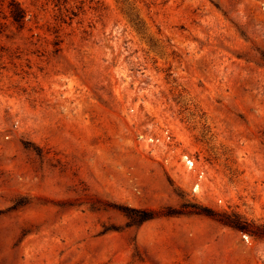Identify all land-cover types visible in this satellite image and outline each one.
Here are the masks:
<instances>
[{
  "label": "rangeland",
  "instance_id": "1",
  "mask_svg": "<svg viewBox=\"0 0 264 264\" xmlns=\"http://www.w3.org/2000/svg\"><path fill=\"white\" fill-rule=\"evenodd\" d=\"M1 1L0 264H264V0Z\"/></svg>",
  "mask_w": 264,
  "mask_h": 264
},
{
  "label": "trees",
  "instance_id": "2",
  "mask_svg": "<svg viewBox=\"0 0 264 264\" xmlns=\"http://www.w3.org/2000/svg\"><path fill=\"white\" fill-rule=\"evenodd\" d=\"M5 0H2L3 3ZM9 17L12 19L13 23L18 26V28H24L26 24V11L21 7L19 3L15 0H10L8 4ZM114 209L118 211H123L125 215L133 222V224H140L145 221L151 220L154 218V213L151 211H144L134 208H126V210H122L119 206H112ZM199 214L211 215L213 216L209 210L201 209ZM223 224L228 225L236 230L245 232L254 237H259L264 239V225L261 227H255L254 224L249 223L247 221H242L238 216H227L223 220H221Z\"/></svg>",
  "mask_w": 264,
  "mask_h": 264
},
{
  "label": "built area",
  "instance_id": "3",
  "mask_svg": "<svg viewBox=\"0 0 264 264\" xmlns=\"http://www.w3.org/2000/svg\"><path fill=\"white\" fill-rule=\"evenodd\" d=\"M181 162L185 166V172L181 173L179 170V174L184 178L185 185L191 184L193 193L196 199L204 201L206 199V180L208 178V170L206 167L199 164L198 159L195 156L189 154H183L181 158ZM219 203H222L219 200ZM246 240H248L247 236H244Z\"/></svg>",
  "mask_w": 264,
  "mask_h": 264
}]
</instances>
